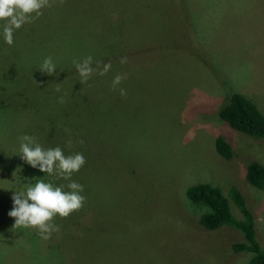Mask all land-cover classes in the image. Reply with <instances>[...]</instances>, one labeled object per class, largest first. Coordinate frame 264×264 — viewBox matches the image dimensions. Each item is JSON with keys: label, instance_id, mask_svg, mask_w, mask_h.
Listing matches in <instances>:
<instances>
[{"label": "rangeland", "instance_id": "rangeland-1", "mask_svg": "<svg viewBox=\"0 0 264 264\" xmlns=\"http://www.w3.org/2000/svg\"><path fill=\"white\" fill-rule=\"evenodd\" d=\"M127 1L134 13L155 3ZM112 12L107 18L116 26L119 20ZM182 16L187 36L157 44H136L145 20L142 15H126L109 44L64 41L49 47L45 28L36 25L47 20L44 14L17 33L26 39L20 43L26 49L38 45L28 60L39 58L43 64L52 57L59 68L65 64L59 70L65 78L60 85L64 102L53 99L55 114L65 111L54 121L56 131L64 147L71 141V149L75 146V151L90 155L87 181L95 200L79 225V219L70 220L74 230L70 239L83 238L81 253L73 250L78 254L70 257V264H246L251 253L230 251L231 243L242 241L239 231L226 225L210 231L198 224L201 210L185 197V189L193 183H209L225 195L238 189L254 215L256 240L264 249V191L244 177L249 162L264 164V139L236 132L216 113L228 95L240 93L264 114V0H187ZM12 47L8 51L0 36V264H22L27 255V234L19 235L24 228H13L15 219L8 213L14 192L35 184L40 172L28 176L14 167L21 164L20 137L40 135L37 112L29 111L33 99L29 88L12 94L5 79ZM89 56L93 68L97 61L101 67L109 62L112 67L106 75L94 73L81 83L69 66ZM122 57L127 63H120ZM27 71L19 78L31 77L32 70ZM118 74L126 79L113 90ZM120 88L126 96L120 95ZM85 89L89 93H83ZM90 93L97 94L96 105L80 103L90 99ZM53 101L43 106L41 118L55 119ZM124 123L126 132L121 129ZM218 136L232 147L231 159L216 154ZM59 143H52V148ZM230 207L241 219L232 202ZM98 223L101 231L85 233ZM42 252H37L39 264H57L61 257L57 249Z\"/></svg>", "mask_w": 264, "mask_h": 264}, {"label": "trees", "instance_id": "trees-1", "mask_svg": "<svg viewBox=\"0 0 264 264\" xmlns=\"http://www.w3.org/2000/svg\"><path fill=\"white\" fill-rule=\"evenodd\" d=\"M50 2L52 5L51 7L42 9L43 14L47 16V20L40 21L36 24L38 27L43 26L45 28V36L49 40L47 46L49 47L64 41H68L69 44H78L80 41L83 44H109V39L114 32V28L122 25L126 15H130L133 18H136L137 15L145 16V20L141 25V34L136 44H146L149 42L150 44L164 43L167 41L168 37L185 38L187 36V32L182 27V9L187 7V0H155V3L152 5H142L137 13L131 12L128 9L129 2L127 0H64L62 5L59 0H50ZM53 2L56 4L55 7H53ZM58 10L60 14H58ZM111 10H113L112 13H116L119 20V24L116 26L107 18ZM167 14L171 16V19H166ZM2 24L3 22H0L1 40L5 43L8 51L10 47L13 46L10 51L11 56L7 61L8 65L5 68V79L12 85V94L23 93L29 88L33 98L31 100L32 106L29 111L36 110L37 112V114L34 115L36 125L39 124L40 137L37 139L38 142L44 143V147L47 149L52 148V143L57 144L59 141L60 143L58 146L63 149L66 156L82 153L87 163L90 158L87 151H81L80 149V151H75L77 148L75 146H73L72 149L64 147V139L61 134L56 131V124L54 121L58 116L61 118V114H64L65 111H61L60 115H56L55 113L58 112V109L54 107L53 99H59L60 93H65L60 87V85L62 86L64 83L63 81L65 78L59 74L61 66H65V64L61 65L59 68L53 62L56 65V74L52 76L42 73L39 69L42 65L39 58L32 57L31 60H28L29 55L32 53L34 54L35 49H39L38 45H33L31 49H26L23 44H20L26 39L23 38L24 36H19V34H17L26 24L30 23H26L19 30L14 31V36L16 38L11 46L4 40ZM175 30L180 32L176 33L174 32ZM107 48L108 51L111 50L110 47ZM107 52L104 53L102 57H104ZM31 62L33 63L32 65L30 64ZM69 67L73 68L71 74L72 72L73 74H78L75 66ZM27 70H32V76L19 78L20 75L27 73ZM27 82L30 83V86H27ZM57 87L60 88L59 92L56 91ZM73 90L79 91L77 87ZM80 92L82 93V91ZM11 93L8 92L9 96L12 95ZM83 93L89 92L86 90V92ZM48 101H53L55 119H52L54 116L42 118L40 116L43 106ZM97 102V94L90 93V99L80 103L83 105H96ZM216 113L219 120L226 123L236 132L249 137L264 139V114L259 111L255 103L248 97L240 93H231L227 96ZM164 123H166L165 120ZM121 129L122 131L124 130V132L127 131L125 123L122 125ZM138 131L142 135L145 134V131H140L139 129ZM53 138H55V141L52 142ZM214 149L216 154L225 160H229L233 156L232 147L222 136L215 138ZM14 167L20 170L22 174H27L28 176H31L34 171H40L38 167L33 168L25 162L22 159V154L21 164L18 165L15 163ZM89 171L90 169L86 167L85 164L79 172L74 173L71 177L72 181L83 185L84 191L81 195L85 197V201L83 207L79 211L73 212L69 217L62 219L57 216L54 219V223L60 228L59 232H53L50 239L43 240L38 235L36 229L24 228L23 231H21L22 234L19 235L27 234L25 236V250L27 251V255L22 264H39L42 262L37 254L39 250L43 251L42 253H47L49 251L52 253L57 249L61 253L60 259L56 262L57 264H70V257H76L78 254L73 251L75 249H79V253H81V241L83 238L80 239V242H76V238L70 239L71 232H74L70 227V223H72L70 220L79 219L76 220L79 225L80 220L85 218L86 213L89 212L88 207L91 206L95 200V197H91L96 194L95 190L90 189L87 181ZM40 172L37 175L39 179L44 180L46 183H52L54 186L64 185V191H69L67 184L70 181L56 176H49L47 173L43 172L40 174ZM93 172L95 173V169H93ZM244 177L251 186L264 191V164L258 161L249 162L246 165ZM185 197L190 206L197 207L201 210L198 217V224L203 229L211 231L226 225L239 231L242 234V241L231 243L230 251L235 254L242 252L251 253V257L246 264H264V249L256 240L254 215L247 207L245 198L238 189L231 188L227 195H225L222 189L209 183H193L185 189ZM231 202L241 214V219H236L232 215L230 207ZM101 230L102 225L98 223L96 226L92 225L85 233L99 232ZM100 243H102V239L99 240V244ZM59 249H62L63 252ZM44 255L47 256V254ZM50 255L58 256V254Z\"/></svg>", "mask_w": 264, "mask_h": 264}, {"label": "clouds", "instance_id": "clouds-1", "mask_svg": "<svg viewBox=\"0 0 264 264\" xmlns=\"http://www.w3.org/2000/svg\"><path fill=\"white\" fill-rule=\"evenodd\" d=\"M59 2L62 5L64 0ZM51 6L50 0H0V22H3L5 42L11 46L14 43V31L38 19L43 15L42 9ZM73 63L81 83L87 82L94 73L106 75L112 67L110 62L101 67V62L97 61L96 67L93 68L91 56L85 58L83 62L73 61ZM120 63H127V58L122 57ZM39 69L49 76L56 74V65L51 57L45 58ZM124 79L126 75H116L112 81L113 90ZM56 91L59 92L60 88L57 87ZM119 91L121 96L127 95L125 89L120 88ZM59 102H64L63 97ZM20 141L22 159L31 167H38L41 172L49 176L70 181L67 184L69 191H64V185L54 186L39 179L35 184H29L26 189L15 191L12 196L13 208L8 215L15 219L13 228L36 229L41 239L48 240L53 232L60 231L59 226L54 223L57 216L62 219L67 218L83 207L85 197L81 193L84 187L72 181L71 177L86 164V159L82 153L66 156L59 146L45 149L34 136L24 135L20 137ZM71 145L72 142L68 141L67 146L70 148Z\"/></svg>", "mask_w": 264, "mask_h": 264}]
</instances>
